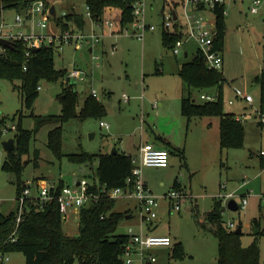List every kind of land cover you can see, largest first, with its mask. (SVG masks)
<instances>
[{
  "label": "rangeland",
  "instance_id": "obj_1",
  "mask_svg": "<svg viewBox=\"0 0 264 264\" xmlns=\"http://www.w3.org/2000/svg\"><path fill=\"white\" fill-rule=\"evenodd\" d=\"M162 4L163 0H151L147 5L146 21L154 24L155 29L146 31L142 39L119 33L104 36L96 45H83L76 50L64 46L62 50H54L56 69L73 67L85 73L82 80L74 82L78 95L77 111L91 90L103 105L99 116L71 117L61 122V152L95 154L118 148L134 156L138 145L144 141L158 143L153 138L154 133L165 136L174 147L168 153L167 165H145L140 174L147 189L158 199L153 208L156 217L150 224L143 223V231L167 235L171 240L169 246L156 249V261L152 264H216V238L197 223V220L206 218L215 200L220 202L223 209L221 219L226 225L228 222L234 227L241 224L242 245H249L253 240L257 242L260 263L264 264V200L260 199L264 195V166L260 167L259 163V152L264 150V122L245 119L242 123L245 129L243 146L220 149L217 116L193 117L187 121L180 113V96L181 93L186 95L187 91L176 68L192 58L195 45L188 43L186 48L190 51L184 56L182 52L173 55L161 43ZM53 5L57 17L62 12L74 11L86 21L84 0H57ZM253 6V0H224L227 31L219 70L223 76L222 99L226 112L253 114V109L259 105V88L253 76L264 68V0H259L257 11L251 13ZM172 8L184 18L181 7L173 6L169 0L164 4L163 13ZM5 13L9 19L13 16L12 10ZM56 29L54 18H50L45 31ZM89 45L92 46L90 52ZM61 81L62 78L55 82L40 80L38 94L31 108H26L12 83L0 79V118L4 117L7 127L15 126L14 130L0 134V211L4 214L16 208V186L14 175L1 169L5 157L1 141L14 135L18 117L22 126L30 129L33 125L30 112L41 117L60 114L61 105L56 94ZM232 88L249 94L252 104L247 105L239 98L235 100ZM200 93L214 97L215 89L193 91L196 102L202 101ZM122 94L128 96L127 101L122 100ZM227 100L232 103L228 104ZM153 103L156 107L152 106ZM100 121L107 123L108 127H101ZM56 125L59 123L55 121L43 124L27 142V152L20 154L24 163L21 179L24 184L37 181L57 184L61 181L83 190L95 179L96 161L73 162L65 155L57 158L47 147V132ZM243 181L247 183L241 185ZM176 189L183 195L179 210L168 205L165 198L168 192ZM234 189L237 193H247L245 207L236 211L226 207L227 199L223 196ZM31 191L34 192L32 186ZM235 200L240 202V196ZM114 209L128 211L131 215L119 222L115 233H125L129 226L137 229L140 210L135 199L118 197ZM253 219L258 221L259 233L253 232L250 225ZM78 223L77 210H70L66 221L61 222L62 231L68 236H76ZM175 247L180 249L179 256L172 253ZM8 264H25L23 254L10 252Z\"/></svg>",
  "mask_w": 264,
  "mask_h": 264
},
{
  "label": "trees",
  "instance_id": "obj_2",
  "mask_svg": "<svg viewBox=\"0 0 264 264\" xmlns=\"http://www.w3.org/2000/svg\"><path fill=\"white\" fill-rule=\"evenodd\" d=\"M34 0H0L5 8L24 9ZM46 7H50L57 0H43ZM92 16H101L104 8H116L120 12L119 24L124 26L132 20V0H84ZM223 4L213 8L216 38L214 47L219 49L223 46L226 33L225 14ZM56 23L65 27V23L57 16H51ZM72 20L78 26H83V17L74 11L66 12L64 21ZM174 32L161 31V43L168 49L177 38ZM53 49L41 46L35 52L24 56V44L14 41L11 47L0 54V79H6L12 83V88L18 90L22 103L26 108H31L38 94L39 81L55 82L65 75V69H56L53 61ZM23 66L25 67L23 69ZM158 71V70H157ZM177 75L186 89V95L180 96V113L187 121L193 117H218V146L220 149L240 148L243 146L245 129L242 122L236 120L232 113L223 109V76L219 69H211L205 65L201 53L195 51L192 58L184 61L178 68ZM253 81L259 88V109L264 113V69L254 76ZM74 82L61 81V88L56 94V99L61 105L58 115L34 116L33 125L30 129L22 126L18 117L17 129L14 137L15 145L10 151L5 152L1 169L12 173L15 177L16 195L24 186L21 172L24 163L20 154L28 150L27 142L38 128L43 124L55 121L59 125L48 130L47 147L59 158L65 155L73 162L96 161L95 179L92 184L84 187L86 192H98L101 188H134L135 178L132 175L133 164L131 155L113 148L110 152H97L88 154L85 152L67 153L61 152V122L71 117L99 116L103 111V105L90 93L83 98L81 107L76 109L77 92ZM205 89H215L217 94L214 101L196 102L192 98V92ZM15 116V114L13 115ZM4 117L0 118V134L5 125ZM260 125V124H258ZM262 126V125H260ZM9 130V127H5ZM168 153L174 150L161 136H157ZM36 152V151H35ZM37 158V156H35ZM260 167L264 166V157L259 155ZM34 166L35 163H34ZM64 184L57 182L56 190ZM79 185V182H78ZM176 184H174L175 186ZM116 198L100 195L96 201H88L78 210V234L68 236L62 231L61 216L55 200L45 202L40 208L37 204L29 203L27 210L22 214L21 220L16 222V212L6 214L0 211V249L7 252H21L25 264H124L121 258L123 247L127 241L124 233H115L119 222L128 211L114 209ZM194 214L195 206L193 207ZM223 209L220 202L214 201L211 209L207 212L203 221L197 223L212 232L217 241L216 264H261L259 259V247L253 240L249 245H242L240 232L236 233V227H229L221 219ZM236 225V226H238ZM252 228H258L256 219L251 221ZM258 228L256 233H259ZM174 255H180L179 247L172 251Z\"/></svg>",
  "mask_w": 264,
  "mask_h": 264
},
{
  "label": "built area",
  "instance_id": "obj_3",
  "mask_svg": "<svg viewBox=\"0 0 264 264\" xmlns=\"http://www.w3.org/2000/svg\"><path fill=\"white\" fill-rule=\"evenodd\" d=\"M151 0H132L131 15L132 20L121 26L119 24L120 12L116 8L106 7L98 18H94L86 6L85 17L86 21L83 26H78L72 20L64 21L66 12H62L58 17L65 23V27L54 21L56 26L55 31H45L51 16H56L49 12V7H46L43 0H34L24 9L18 11L16 9L5 8L0 4V39L8 40L11 45L14 41H21L24 44V56H28L35 47L47 46L56 51L62 50L63 47H72L73 50L81 48L83 45L99 44L104 36L117 35L125 33L132 37L142 39L146 31H153L154 24H149L146 21L147 5ZM163 0L161 6V31L174 32L177 38L170 46L173 55H177L183 51L186 43H193L195 50L202 54L205 65L211 69H219L222 64V54L219 49L214 47L216 38V27L213 8L215 5L223 4L224 0H169L174 5L181 7L180 16L172 9L163 13ZM259 0H253V7L250 12H256ZM54 6V5H53ZM12 10L13 16L9 19L6 16V11ZM225 14V12H224ZM88 26V30L86 27ZM89 45L90 50L92 46ZM8 47L0 45V54L5 52ZM112 47L111 52L114 50ZM25 67L23 66V69ZM85 73L77 68L65 69V75L62 81L69 83L77 80H82ZM39 89V86H38ZM90 94L95 95V91L91 90ZM214 97L208 94L200 93L199 98L202 101H214ZM239 98L251 103L252 98L249 94L238 95ZM122 100L127 101L128 96L122 94ZM228 103H232L228 100ZM156 107V103H153ZM252 113L233 114L234 118L240 122L245 119L252 118L256 122H264V113L257 107ZM101 127H108L107 123L100 121ZM14 130L15 126L11 125L9 130ZM7 129H2L5 131ZM259 155L264 157V150H260ZM132 175L135 178L134 188H101L98 192H86L77 190L74 187L63 185L59 191L56 190L57 184L48 183L42 184L34 182V184L26 183L20 192L16 195V222L21 220L22 214L27 210L28 204H37L40 208L45 202L55 200L60 212L62 221H66L67 212L70 210H79V208L88 201H96L100 195H106L112 198L128 197L137 201L140 214L138 215V227L133 229L129 226L124 233L127 236V241L123 247L121 258L124 264H150L156 261L155 249L158 247L169 246L171 240L167 235H154L143 231V223L150 224L155 219L156 214L153 208L158 204V199L153 196L147 189L144 181L141 179L142 166H160L164 167L168 163V152L161 147L154 146L149 142H143L137 148L134 156H131ZM243 181L241 185L246 184ZM31 186L34 192L31 191ZM227 201L240 196V202H237L238 209L244 208L247 203V193H237L236 189L224 193ZM183 195L176 189L165 195L168 199V205L179 210L181 198ZM264 200V195L260 196ZM227 203V202H226ZM29 209V208H28ZM237 209V210H238ZM229 227L233 228L234 224L228 222ZM149 226V225H148ZM149 229V227H147ZM9 252L0 249V264H8Z\"/></svg>",
  "mask_w": 264,
  "mask_h": 264
},
{
  "label": "water",
  "instance_id": "obj_4",
  "mask_svg": "<svg viewBox=\"0 0 264 264\" xmlns=\"http://www.w3.org/2000/svg\"><path fill=\"white\" fill-rule=\"evenodd\" d=\"M49 12L51 15H54L55 13V8L53 5H51L49 7ZM0 45L2 46H5V47H11V43L8 41V40H5V39H0ZM39 49V47H35L32 49V52H35ZM95 76H97V74L95 73ZM1 145H2V148L4 149V151H10L12 148H13V138L12 137H8L4 140L1 141ZM78 184V183H77ZM226 207L229 209V210H232V211H236L238 209L237 207V202L235 201V199H229L226 203ZM131 217L130 214H126L124 218H129ZM240 226H236L235 228V232L236 233H239L240 232ZM258 230V228H256L255 226H253V232L256 233Z\"/></svg>",
  "mask_w": 264,
  "mask_h": 264
},
{
  "label": "crops",
  "instance_id": "obj_5",
  "mask_svg": "<svg viewBox=\"0 0 264 264\" xmlns=\"http://www.w3.org/2000/svg\"><path fill=\"white\" fill-rule=\"evenodd\" d=\"M251 13H253V12H251ZM226 21V18H224V22ZM225 27H226V25H225ZM226 31H227V27H226ZM226 34V33H225ZM102 42V41H101ZM190 43V42H189ZM188 43H186L184 46V48H183V51H182V53H183V55L184 56H187L188 55V52L190 51V50H188L187 48H186V45H187ZM223 45H224V43H223ZM222 48H223V46L220 48V51H221V53H222ZM92 49V48H91ZM89 50H90V48H88V52H89ZM196 51V50H195ZM182 63V62H181ZM180 63V64H181ZM180 64H178L177 65V68H176V71L178 72V68H179V66H180ZM262 69H264V68H261L260 69V71L262 70ZM259 71V72H260ZM258 72V73H259ZM258 73H256L255 75H257ZM254 75V76H255ZM254 76H253V78H254ZM232 90V97L235 99V100H237V98H239V96L238 95H244L245 93L244 92H241L240 90H238V89H235V88H232L231 89ZM222 92H224V89H223V84H222ZM193 98V97H192ZM194 99V98H193ZM239 99H241V98H239ZM242 101H244L243 99H241ZM253 101V100H252ZM252 101H251V103H249V102H246V101H244L247 105H251L252 104ZM227 102H228V100H227ZM229 104V103H228ZM231 104V103H230ZM230 113H232V114H240V113H235L234 111H229ZM242 114V113H241ZM254 121V120H253ZM242 123H243V121H242ZM209 124H211V122L209 121ZM157 136H161L160 134H158V133H154L153 134V138L158 142V143H153V141H144V142H149V143H151V144H153L154 146H157V147H162V146H164V144L161 142V141H159L158 140V138H157ZM245 136V135H244ZM147 137V136H146ZM162 138H163V141L164 142H167L168 144H170V146H172V143H171V141H170V139H166L165 138V136L163 137V136H161ZM151 138V137H150ZM149 139V138H148ZM138 147H139V145H138ZM123 151V150H122ZM125 153H127L126 151H124ZM136 152H137V150H136ZM128 154H130L131 156H133V154H131L130 152H128ZM156 250V249H155ZM150 264H152V263H150Z\"/></svg>",
  "mask_w": 264,
  "mask_h": 264
}]
</instances>
